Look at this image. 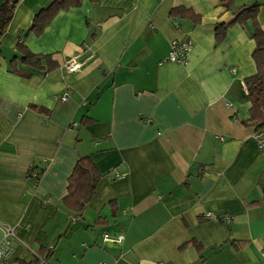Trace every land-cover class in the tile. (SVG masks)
Here are the masks:
<instances>
[{"label":"crops","instance_id":"obj_1","mask_svg":"<svg viewBox=\"0 0 264 264\" xmlns=\"http://www.w3.org/2000/svg\"><path fill=\"white\" fill-rule=\"evenodd\" d=\"M256 28L264 0H19L0 36L10 264H264V155L244 83ZM175 39L191 41L184 63L167 58ZM81 156L98 179L75 216L64 198Z\"/></svg>","mask_w":264,"mask_h":264},{"label":"trees","instance_id":"obj_2","mask_svg":"<svg viewBox=\"0 0 264 264\" xmlns=\"http://www.w3.org/2000/svg\"><path fill=\"white\" fill-rule=\"evenodd\" d=\"M18 1L19 0H5L0 4V36L6 30ZM58 7V5H51L47 8H42L38 14L34 16V21L29 30L36 31V29H40ZM245 16L246 14L237 16L235 20L242 21L245 19ZM216 34H218V32ZM250 37L255 41V48L252 56L256 65V71L253 75L246 77L244 83L247 97L250 102L249 120L255 125L256 130H261L264 129V30L260 28L252 30L250 32ZM16 44L17 47L20 46L21 41L17 40ZM22 55V59L30 64L34 63V59H38L37 55L28 50H23ZM31 169L38 172V176L35 177V183H37L39 174H41L42 171L37 169V165L32 166L30 170ZM97 179L98 175L92 167L88 157H79L68 177V191L64 198L65 205L73 211V215H80L93 192ZM201 217L202 219H208L204 215ZM218 219L222 220L221 216H219ZM70 221L68 225H71ZM51 250V247L45 248V252L48 255Z\"/></svg>","mask_w":264,"mask_h":264},{"label":"built area","instance_id":"obj_3","mask_svg":"<svg viewBox=\"0 0 264 264\" xmlns=\"http://www.w3.org/2000/svg\"><path fill=\"white\" fill-rule=\"evenodd\" d=\"M191 48V41L189 39H175L170 42V51L168 53V60L178 63H184L186 61L187 52ZM82 62L78 60L75 56L68 58L64 62V68L68 72H76L81 68ZM68 97V90L63 91L56 98L60 101L66 100ZM254 138L256 141V145L260 150V153L264 155V131L257 130L254 134ZM118 176V174H116ZM36 176H38V172L36 170H30L28 173V177L30 178V182L32 185L35 184ZM35 178V179H34ZM206 218H214L215 216L210 212L204 214ZM222 220L229 221L231 216L223 215L221 216ZM71 224L74 222L71 219ZM17 239L15 231L13 227H6L4 230L3 237L0 238V264H10V258L12 255L11 248V239ZM122 239V235H110L106 232L102 234V242H113L119 243ZM52 248V246H51ZM96 264H105L104 262H97Z\"/></svg>","mask_w":264,"mask_h":264}]
</instances>
